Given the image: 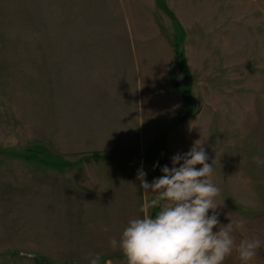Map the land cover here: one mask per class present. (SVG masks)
<instances>
[{"label":"crops","instance_id":"obj_1","mask_svg":"<svg viewBox=\"0 0 264 264\" xmlns=\"http://www.w3.org/2000/svg\"><path fill=\"white\" fill-rule=\"evenodd\" d=\"M164 8L160 0H0V79L32 96L35 144L54 149L18 156L39 162L20 182L48 218L52 255L121 252L110 240L144 215L137 166L152 182L145 146L186 107L172 79L184 55L172 48Z\"/></svg>","mask_w":264,"mask_h":264},{"label":"rangeland","instance_id":"obj_2","mask_svg":"<svg viewBox=\"0 0 264 264\" xmlns=\"http://www.w3.org/2000/svg\"><path fill=\"white\" fill-rule=\"evenodd\" d=\"M160 1L173 22L172 48L184 55L172 79L180 84L186 107L145 146L152 181L163 175V166H173L174 155L187 153L196 141L203 143L207 162L213 163L211 180L220 189L215 200L220 225L232 220L237 245L244 239L259 240L251 264H264V164L253 160L264 159V0ZM149 52L145 58L152 57ZM159 72L154 74V89L163 97ZM16 88L17 81L0 79V264H91L80 257L50 254L48 218L33 208L32 187L20 182L22 173L39 162L30 164L18 156L38 157L54 149L35 144L32 96ZM147 180L151 183L150 177ZM138 194L142 199L145 192L140 188ZM147 195L148 202L155 196ZM156 211L144 209V215ZM240 222L243 227H238ZM100 258L101 264H126L122 252ZM224 264H241L235 248Z\"/></svg>","mask_w":264,"mask_h":264},{"label":"clouds","instance_id":"obj_3","mask_svg":"<svg viewBox=\"0 0 264 264\" xmlns=\"http://www.w3.org/2000/svg\"><path fill=\"white\" fill-rule=\"evenodd\" d=\"M202 144L196 141L187 153L174 155L173 166H163V175L151 183L143 169L138 170L141 188L155 194L142 211H158L130 219L119 239L110 240L111 248L122 252L126 264H224L234 248L241 264H251L257 257L259 240L244 239L237 245L232 220L220 225L215 213L220 189L211 180L213 163L207 162ZM253 160L264 164L258 156ZM210 210L214 214L209 215ZM238 227H243V222ZM103 230L109 229L105 226ZM91 264H101L98 254Z\"/></svg>","mask_w":264,"mask_h":264},{"label":"water","instance_id":"obj_4","mask_svg":"<svg viewBox=\"0 0 264 264\" xmlns=\"http://www.w3.org/2000/svg\"><path fill=\"white\" fill-rule=\"evenodd\" d=\"M179 120H180V119H179ZM179 120L177 119V120L175 121V124H177V123L179 122ZM163 136H164V135H162L161 138H163ZM160 140H161V139H160ZM159 142H160V141H159Z\"/></svg>","mask_w":264,"mask_h":264},{"label":"trees","instance_id":"obj_5","mask_svg":"<svg viewBox=\"0 0 264 264\" xmlns=\"http://www.w3.org/2000/svg\"><path fill=\"white\" fill-rule=\"evenodd\" d=\"M175 125V122L173 123V125H171L170 129H172V127H174ZM39 148H41V146H39Z\"/></svg>","mask_w":264,"mask_h":264}]
</instances>
